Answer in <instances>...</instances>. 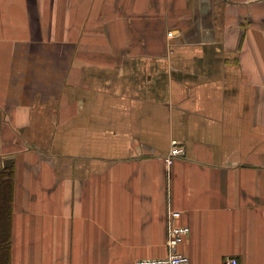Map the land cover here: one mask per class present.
Wrapping results in <instances>:
<instances>
[{"label":"crops","instance_id":"obj_1","mask_svg":"<svg viewBox=\"0 0 264 264\" xmlns=\"http://www.w3.org/2000/svg\"><path fill=\"white\" fill-rule=\"evenodd\" d=\"M9 167L10 264H264V0H0Z\"/></svg>","mask_w":264,"mask_h":264},{"label":"built area","instance_id":"obj_2","mask_svg":"<svg viewBox=\"0 0 264 264\" xmlns=\"http://www.w3.org/2000/svg\"><path fill=\"white\" fill-rule=\"evenodd\" d=\"M173 149L165 158V165L168 168L173 163L174 158L182 154V150L177 146L176 142H172ZM180 213L169 211L167 214V232L166 247L167 255L161 258L140 259L135 264H189L188 258L177 252V247L183 242L184 237L189 233L187 226H176L173 220L178 219ZM225 264H238L235 259L226 260Z\"/></svg>","mask_w":264,"mask_h":264},{"label":"trees","instance_id":"obj_3","mask_svg":"<svg viewBox=\"0 0 264 264\" xmlns=\"http://www.w3.org/2000/svg\"><path fill=\"white\" fill-rule=\"evenodd\" d=\"M13 170H0V264H10Z\"/></svg>","mask_w":264,"mask_h":264}]
</instances>
